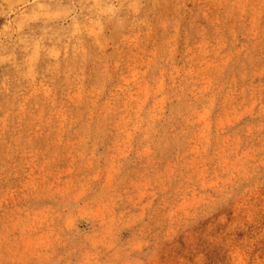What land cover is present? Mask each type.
Returning <instances> with one entry per match:
<instances>
[{"label":"rangeland","instance_id":"1","mask_svg":"<svg viewBox=\"0 0 264 264\" xmlns=\"http://www.w3.org/2000/svg\"><path fill=\"white\" fill-rule=\"evenodd\" d=\"M0 264H264V0H0Z\"/></svg>","mask_w":264,"mask_h":264}]
</instances>
